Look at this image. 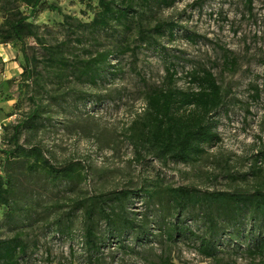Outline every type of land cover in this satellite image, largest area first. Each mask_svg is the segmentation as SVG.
<instances>
[{
	"label": "rangeland",
	"instance_id": "1",
	"mask_svg": "<svg viewBox=\"0 0 264 264\" xmlns=\"http://www.w3.org/2000/svg\"><path fill=\"white\" fill-rule=\"evenodd\" d=\"M92 2L95 6L96 0ZM92 18L81 0H45L35 23L47 45L66 42L69 51L65 55L79 60L111 51L116 45L110 32L92 40L88 30L76 27ZM158 19L178 24L174 37L159 38L158 49L142 48L136 61L129 54L111 58L115 67L109 70L117 74L104 72L97 85L74 77L60 84L51 74L45 77L44 88H38L21 77L26 65L21 44H0V150L14 148L10 143L15 127L41 104L46 107L43 118L33 131H22L19 145L39 146L51 164H75L84 177L53 184L41 170L30 173L22 161L7 165L6 155L0 152V171L3 174L6 166L17 199V214L10 224L6 209L0 206V234L12 238L13 226L34 216L35 223L22 232L30 245L38 242L37 249L29 250L27 264H87L82 211L73 217L70 236L59 238L50 226L59 211H70L78 199L151 187L160 179L163 188L252 192L264 187V0H252L251 7L246 0H176ZM81 35L86 38L78 43ZM27 52L39 59L44 53L34 40L27 41ZM169 65L175 66L178 87L191 88L187 73L203 66L214 74L226 95V106L216 117L221 141L194 165L164 164L147 156L142 160L127 139L131 123L143 112L146 93L162 85ZM257 169L261 170L258 175L254 174ZM53 206L56 210L49 209ZM146 207L140 199L130 205L139 214ZM104 227L100 224L101 232ZM125 245L128 248L107 243L100 264H160L163 250L170 264H259V259L234 251L232 246L225 247L220 260L214 261L198 255L187 242L156 243L136 251L131 250L132 239Z\"/></svg>",
	"mask_w": 264,
	"mask_h": 264
},
{
	"label": "trees",
	"instance_id": "2",
	"mask_svg": "<svg viewBox=\"0 0 264 264\" xmlns=\"http://www.w3.org/2000/svg\"><path fill=\"white\" fill-rule=\"evenodd\" d=\"M81 1L93 18L76 27L88 30L92 40H97L101 33L110 32L116 45L111 51L71 60L65 55L69 51L67 43L47 45L35 23L45 0H0V44H21L26 62L21 74L24 81H32L38 88H44L45 77L53 74L60 84L74 77L81 83L97 85L104 72L117 74L109 70L115 67L111 58L129 54L136 61L142 48L158 49L159 38H173L179 27L174 22L158 19L159 13L172 8L176 0H96L95 6L92 0ZM246 1L251 7L252 0ZM50 9L58 10L55 6ZM85 38L79 36L78 43ZM28 40L41 46L44 51L41 59L29 56ZM187 79L191 88L178 87L175 66L169 65L162 85L151 87L146 93L143 112L127 132L129 143L142 160L147 156L164 164L194 165L203 159L208 148L221 141L216 117L226 106L222 86L203 66L187 73ZM45 109L41 104L37 105L27 120L15 127L12 142L8 141L14 148L0 150L6 155V164L22 161L30 173L41 170L53 184L83 180L77 165L58 167L50 163L41 147L19 145L22 131H33ZM3 170L5 175L0 171V206L6 209V220L10 224L17 214V199L12 177L6 166ZM260 173L257 169L254 174ZM162 182L160 179L151 187L111 191L75 200L70 211L58 212V217L50 223L51 232L59 238L72 235L73 217L77 211H82L81 231L87 264L102 262L101 251L107 243L128 248L125 245L128 239L133 240L132 251L156 243L172 246L187 242L198 255L214 261L220 260L225 247L232 246L234 251L243 252L264 264V187H256L252 192H220L194 186L163 188ZM134 199L142 200L147 206L144 214L130 208ZM49 209L56 210V207ZM35 221L34 216H30L26 222L13 226L15 235L12 238H1L0 234V264L29 263V250L31 247L37 249L38 242L30 245L22 232ZM102 223L105 224L103 232L99 229ZM166 251L163 250L160 256V264L171 263Z\"/></svg>",
	"mask_w": 264,
	"mask_h": 264
},
{
	"label": "built area",
	"instance_id": "3",
	"mask_svg": "<svg viewBox=\"0 0 264 264\" xmlns=\"http://www.w3.org/2000/svg\"><path fill=\"white\" fill-rule=\"evenodd\" d=\"M2 130V126H0V131Z\"/></svg>",
	"mask_w": 264,
	"mask_h": 264
}]
</instances>
